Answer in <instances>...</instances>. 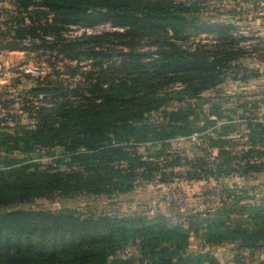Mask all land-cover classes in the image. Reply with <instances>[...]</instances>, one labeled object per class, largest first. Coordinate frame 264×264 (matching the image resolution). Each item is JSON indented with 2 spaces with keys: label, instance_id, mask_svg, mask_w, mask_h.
I'll use <instances>...</instances> for the list:
<instances>
[{
  "label": "trees",
  "instance_id": "1",
  "mask_svg": "<svg viewBox=\"0 0 264 264\" xmlns=\"http://www.w3.org/2000/svg\"><path fill=\"white\" fill-rule=\"evenodd\" d=\"M13 2L10 51L46 57L49 73L33 78L32 99L21 109L33 125L0 123V264H126L116 256L130 243H142L131 264H220L209 254L190 252L189 241L202 230L200 236L211 244L235 243L221 231V210L228 202V213H249L264 227V206L242 205L247 193L236 185L225 187L224 209L213 213L218 218H189L187 226L163 213L139 218L90 207L18 209L55 197L112 198L134 190L137 172L147 180L160 173L165 183L172 177L168 169L185 162L195 170L188 173L191 180L232 174L229 134L235 125L210 123L215 128L205 142L217 151L209 154L212 163L198 153L189 160L186 150L172 156L167 151L174 139L210 127L218 114L213 102L222 77L248 68L236 63L246 54L242 15L207 19L194 0ZM99 27L104 29L94 34H69ZM236 110L248 109L237 103ZM246 126L261 132L263 147L255 144L237 159L245 162L240 164L245 174L261 173L264 123L248 121ZM140 145L159 152L143 157ZM163 156L173 161L163 164ZM248 232L241 230L244 236ZM252 264H264V259Z\"/></svg>",
  "mask_w": 264,
  "mask_h": 264
},
{
  "label": "rangeland",
  "instance_id": "2",
  "mask_svg": "<svg viewBox=\"0 0 264 264\" xmlns=\"http://www.w3.org/2000/svg\"><path fill=\"white\" fill-rule=\"evenodd\" d=\"M194 2L200 14L207 19L228 20L232 17L239 19L241 15L243 17L240 33L244 37L242 47L246 49V54L236 63L247 67L248 70H241L238 75L228 74L222 77L220 93L213 102L218 114H214L209 120V124L212 121L218 122L215 127H221L223 124L235 125L233 126L235 131L229 134L232 138L229 149H232L230 152L235 158L230 168L235 172L218 178L206 177L202 180H191L188 173L195 170L189 168L190 162H185L184 167L168 169V174H172V177L165 183L160 182V173H155L152 179L147 180L145 175L137 172L134 190L126 194H116L112 198L106 195L82 196L69 200L55 197L51 201L38 200L35 203L23 204L18 206V209L60 211L86 210L90 207L95 211H107L139 218L154 217L163 213L174 222L180 221L188 225L189 218L199 221L218 218V215L213 216V213L224 209L221 201L227 200L225 187L231 188L235 185L239 188L243 187L247 193L241 199L242 205L262 204L264 206V171L245 174L240 167V164L245 165V162L242 163V160L237 159L253 147L256 148L255 144L257 148L263 147L261 132L257 129L254 131V126L247 127L246 123L248 121L252 124L264 123V2L263 0H194ZM13 3V0H0V123L2 127L7 125L17 128L33 125V118L21 109L25 100L32 99L28 92L37 86V81L33 78L47 75L49 70L46 57L40 60L36 54L10 51L14 37L11 24L15 10ZM103 29L95 31L100 32ZM69 34L80 36L82 29H72ZM199 39H206V37ZM237 103L245 104L247 112L243 114L240 110L237 112ZM212 112L214 113L213 110ZM215 127L210 124L205 132L174 139L171 142L172 148L167 151V154L171 153L172 156L176 155L174 152L184 153L186 150L189 160H193L198 153L210 163L214 162L209 154L216 156L217 151L208 148L209 142H205L207 141L205 136ZM137 151L143 157H150L159 152L156 148L141 145L138 146ZM254 156L257 157V154L255 153ZM172 161L173 159L168 156L160 158L163 164ZM250 161L258 162L256 158H251ZM230 203L228 202L226 211L221 210V217L225 220L221 231L227 240L233 238L235 243L224 240L223 244H211L206 241V238L200 236L201 230L198 236L191 234L189 251L209 254L220 264H237L238 257L248 264L264 259V245L261 246L264 240V227L261 226L260 220L255 216L249 218V213L244 216L238 212L228 213ZM242 229L249 231L247 236L241 233ZM253 243L260 246L247 247ZM141 246L142 243L138 245L130 243L122 251L117 252L116 257L121 262L131 264L138 258Z\"/></svg>",
  "mask_w": 264,
  "mask_h": 264
},
{
  "label": "built area",
  "instance_id": "3",
  "mask_svg": "<svg viewBox=\"0 0 264 264\" xmlns=\"http://www.w3.org/2000/svg\"><path fill=\"white\" fill-rule=\"evenodd\" d=\"M100 28H103V27H99V28H97V29H100ZM97 29H82V33L83 32H85V33H87V34H94V33H97L95 30H97Z\"/></svg>",
  "mask_w": 264,
  "mask_h": 264
}]
</instances>
